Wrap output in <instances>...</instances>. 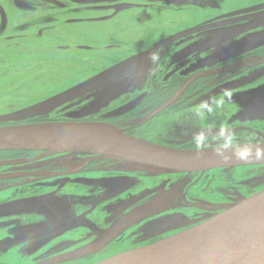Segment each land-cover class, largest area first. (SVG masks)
I'll list each match as a JSON object with an SVG mask.
<instances>
[{"label":"rangeland","instance_id":"rangeland-1","mask_svg":"<svg viewBox=\"0 0 264 264\" xmlns=\"http://www.w3.org/2000/svg\"><path fill=\"white\" fill-rule=\"evenodd\" d=\"M26 1L33 6L32 10L19 8L17 0H0V127L76 121L118 128L134 125L131 131L135 136L178 148L198 147L197 143L209 147L264 141L258 134L249 135L241 130L236 131L230 143L224 141L225 136L236 130L234 120L257 122L261 116L254 118L239 110L228 122L212 124L214 110L224 100L230 111L229 101H261L258 94L250 99L245 94L252 91L248 88L217 98H213V93L257 79L264 71V61L261 66L257 65V58L222 66L225 72L211 74L204 82L223 81V84L185 104L178 103L188 95L185 92L188 79L178 91L154 102L156 94L167 91V82L176 75L167 64L162 68L164 74L155 76L173 36L166 28L154 30L152 26H144L149 21V11L136 14L137 11L129 9L107 24L70 25L66 13L76 7L85 8L96 0H62V4H56L55 0ZM155 1L160 5L158 11L167 19L181 15L195 20L202 18L198 8H192L184 0L180 4L177 0ZM215 1L220 5L227 2ZM213 11L206 6L207 29L190 36L188 45L179 47L173 63L182 65L191 59V66L195 61L197 67L207 65L209 69L212 64L264 42V37L252 41L254 33L249 31L236 33L238 24L223 26L233 21L230 11ZM54 25L55 28L39 35L43 26ZM160 42L162 45L157 47ZM66 44H71L72 49L58 47ZM79 44H89L94 49L80 50ZM247 65L257 68L251 74H242V66ZM192 70L188 67L184 72ZM164 103L170 106L156 114L155 110ZM206 104L210 105L209 111ZM5 155L0 153V158ZM91 157L84 152L49 156L38 163L60 167L62 173L19 190L7 189L8 183H0V264H34L66 253L76 256L56 264H95L128 248L190 229L264 189V165L184 172L113 159L89 165ZM16 168L0 166V177ZM109 182L117 184L112 186ZM108 194L113 196L103 200ZM186 198L194 203H184ZM135 209L143 212L142 218L150 217L106 247L78 222V217L94 216L108 226Z\"/></svg>","mask_w":264,"mask_h":264},{"label":"water","instance_id":"water-1","mask_svg":"<svg viewBox=\"0 0 264 264\" xmlns=\"http://www.w3.org/2000/svg\"><path fill=\"white\" fill-rule=\"evenodd\" d=\"M222 70L201 71L192 76L187 85L199 76ZM169 105H161L155 113ZM9 150L42 153L33 159L1 160L0 165L68 152H87L100 158L141 163L163 171L196 172L264 164V142L178 148L139 138L124 128L87 121L0 127V151ZM138 213L142 212L129 213L113 228L100 231V235L105 241L112 239ZM75 256V253H66L34 264H56ZM95 264H264V189L190 229Z\"/></svg>","mask_w":264,"mask_h":264},{"label":"flooded vegetation","instance_id":"flooded-vegetation-1","mask_svg":"<svg viewBox=\"0 0 264 264\" xmlns=\"http://www.w3.org/2000/svg\"><path fill=\"white\" fill-rule=\"evenodd\" d=\"M62 0H55V3L57 2L59 4H62ZM226 1V0H224ZM252 4L250 5V0H227L225 5H220L217 1L215 0H184L185 3L187 4H192V8H198L199 12L202 14V18L200 17L198 20H195L193 17H190L188 15H181L179 17H171V18H166L162 12L158 11V8H160V5L158 2L155 0H152L150 2H136L134 0H99L94 3L90 2L88 6L85 8L81 7L78 8L76 7L73 11H70L69 14L66 13V21L70 25H76V24H92V23H109L111 20H113L115 17H117L119 14L123 12H129V11H137L136 14H142L143 12L149 11L150 17L148 20H146L145 25L152 26L154 30H160V29H167L168 31H172L173 39L171 40L172 43L167 47L161 61L159 62V66L157 67V70L155 72V76L157 73H163L165 72V69H162L165 67V65L169 64V67H173V74L176 75V77L171 80L169 83L166 84L165 88L171 87L170 85L177 84L176 82L178 79H183L181 83L174 89L170 90L168 89L167 91H170V93H174L175 91H178L184 84V81L186 79H190L192 76H194L197 73H200L201 71L207 70L206 67L207 65H203L201 67L196 66V62L194 61L193 66H191V63H193V60L189 59L188 61L184 62L181 65L178 63L177 65L173 63L172 60L175 56H177L179 47L182 45H188L190 41V36L194 35H200L204 32L205 29H207V26L204 25V22L206 21V6H210L213 8V13H223L226 11H230L232 13L231 19L233 20L232 23H226L223 26L226 25H231V24H238L239 28H235L236 33H242L243 31H249L254 34H252V41L257 38L261 39L264 37V0L263 1H257L255 2L254 0H251ZM77 1H74V3ZM182 3V1L177 0V4ZM17 6L19 8H22L26 11L32 10L33 6L28 3L26 0H17ZM135 7V8H134ZM130 9V10H129ZM129 10V11H128ZM204 11V13H202ZM114 13L115 16H112ZM97 14V15H95ZM118 14V15H117ZM248 15V16H247ZM143 16V15H142ZM230 19V20H231ZM56 25L54 26H43L42 29L39 31V35L42 36L44 31L47 32V30H51V28H55ZM257 31V32H256ZM162 43H158L157 47H160ZM60 49L64 50H70L72 49L71 44H66V45H58ZM78 49L80 50H93L94 46L89 45V44H79L77 45ZM203 58L205 59V54H203ZM168 58V59H167ZM259 59V62L257 65L261 64V62L264 61V42L261 43L260 45L253 46L252 48L246 50L245 52L240 53L239 55L235 57H230L229 59L225 60L226 63L223 64L225 61H220L214 65L213 68H222V66L229 64V63H234L238 62L240 60H247V59H252L256 60ZM201 60V59H200ZM199 60V61H200ZM172 61V62H171ZM182 62V61H181ZM172 63V64H171ZM264 64V63H263ZM259 65V66H261ZM192 68L194 70L189 71V72H184L186 68ZM255 66L252 65H247V66H242L243 70H241L242 74L246 72V74L250 72L251 70H255ZM203 68V69H202ZM223 69V68H222ZM225 72L223 69L222 71L219 72H213L210 74L202 75L194 79L186 88L185 92L188 93V95L185 97V100L182 102H179L178 104H185L191 100H193L196 96L201 95L205 93L208 89H211L215 86H219L223 84L222 82L215 83V82H204L208 76H211V74L214 73H220V72ZM193 72V73H192ZM153 76V75H151ZM149 85V84H148ZM161 87V85H159ZM242 88H248L252 89V91H248L245 94L248 95V97L253 98L254 94H258V100H261L260 102H238V101H229V106L232 107L231 111L226 108L228 102L227 101H222L214 111H216L215 116L212 117V124H222L223 121L228 122L230 119L231 115H236L238 114L239 110L242 111V113L245 111L247 115H252V117L257 118L259 117L256 121L259 122H247L245 121H235L232 123L234 124V127L236 130L231 131L227 136L224 137V141L227 142L231 140L233 135H236V131L241 130L243 132H247L249 135L250 133H255L258 134L261 137H264V71L262 75L259 77L254 78L252 81L242 84L240 86L232 87L230 90H220L215 93H213V98L219 97L221 94L226 95V94H233L236 92H239L242 90ZM259 88L260 90H256ZM259 92H262V96L259 94ZM159 93V92H158ZM157 93V94H158ZM156 94V95H157ZM156 99V97H155ZM153 99V101H155ZM151 101V103L154 104V102ZM165 104V103H164ZM210 104V103H209ZM209 104H206V110L209 111ZM163 105V104H162ZM150 106V105H147ZM146 106L145 110L148 109ZM170 106V105H169ZM160 107V106H159ZM168 108V107H167ZM166 108V109H167ZM165 110V109H164ZM247 110V111H246ZM230 111V112H229ZM162 112V111H161ZM160 113V112H159ZM157 113V114H159ZM139 114V113H138ZM233 118V117H232ZM236 117L234 116V119ZM254 120V119H253ZM224 123V124H225ZM231 124V125H232ZM134 127V125H130L127 127H123L126 129V131L132 135H134L133 131L131 129ZM135 136V135H134ZM233 140V139H232ZM223 141V142H224ZM264 142V141H263ZM252 143V142H250ZM250 143H241V144H250ZM256 143V142H254ZM257 143H262V142H257ZM160 144V143H159ZM225 145H239V144H226ZM225 145H217V146H225ZM217 146H209V147H217ZM175 147V146H174ZM184 148V147H180ZM192 148H206V147H192ZM0 153L7 154L5 155V158H0L1 160H14V159H33L40 155L42 152L41 151H28V150H9V151H0ZM69 153V152H68ZM87 153V152H84ZM91 154V153H89ZM93 157L88 159V164L92 165L95 161L97 160H106V158H100L94 154ZM49 157V156H48ZM46 157L38 158L32 161H27L19 164H11L13 166H17L15 170H12L8 173L6 177H0V183L1 182H6L7 189H12V190H19L22 188H25L26 186H31L36 183L42 182L45 179L56 176L58 173H60L62 168L56 167L50 165H46L44 163H38L40 159H43ZM95 158V159H94ZM107 160H112V159H107ZM52 165V164H51ZM264 165V164H261ZM4 166V165H0ZM60 166V165H59ZM85 167V166H84ZM83 167V168H84ZM88 167V166H86ZM225 168V167H223ZM219 169V168H217ZM215 170V169H211ZM173 171V170H169ZM209 171V170H205ZM196 172H203V171H196ZM57 173V174H56ZM62 173V172H61ZM110 185H115L117 183L115 182H109ZM109 196H105L103 200L111 198L113 196L112 194H108ZM248 198V197H247ZM187 199V198H186ZM246 199V198H245ZM102 200V199H101ZM244 200V199H243ZM242 201V200H241ZM102 202V201H100ZM100 202H98L100 204ZM184 203H187L188 205H191V203L187 199V202L183 201ZM197 204V203H195ZM224 210V209H223ZM94 211V210H93ZM134 211H141L140 209H135L130 212H126L122 214L120 217L115 219L112 223L106 225H102L99 220L95 219L94 216L91 218L90 216L87 217L88 219L84 217H78V222L80 227H83L90 232L93 233L96 237H98L101 240L102 247H106L107 245L113 243L120 237H122L127 231L131 230L133 227H135L137 224L139 225L142 221L145 219L149 218L145 217L142 218L143 212L141 214H137L134 216V218L127 224V226L116 236H114L112 239L105 241V238L100 235V231H105L113 228L124 216L128 215L131 212ZM221 211L217 212L213 216L207 218L206 220H209L210 218H213L217 214H219ZM168 238V237H166ZM165 239V238H163ZM163 239H159L155 242H150L148 244L140 245L135 248H128L122 252H118L114 255L125 253L127 251H131L140 247H144L147 245H152L154 243H157ZM61 255V254H59ZM57 256V255H56ZM113 256V255H112ZM54 257V256H53ZM61 263V262H60Z\"/></svg>","mask_w":264,"mask_h":264},{"label":"trees","instance_id":"trees-1","mask_svg":"<svg viewBox=\"0 0 264 264\" xmlns=\"http://www.w3.org/2000/svg\"><path fill=\"white\" fill-rule=\"evenodd\" d=\"M181 81H183V79H178L176 81L178 83L177 84L175 83L173 85H170L171 87H169V89L170 90H174L179 85V83H181ZM167 84L169 85V83H167ZM160 91L161 92L156 95L157 97H156L155 101H159V99H164L166 96H168L169 94H171L170 91H165V90L163 92H162V90H160Z\"/></svg>","mask_w":264,"mask_h":264},{"label":"clouds","instance_id":"clouds-1","mask_svg":"<svg viewBox=\"0 0 264 264\" xmlns=\"http://www.w3.org/2000/svg\"><path fill=\"white\" fill-rule=\"evenodd\" d=\"M230 142H231V140L228 141V143H230ZM197 146L200 147L201 144L200 143H197ZM241 155H246V153H242Z\"/></svg>","mask_w":264,"mask_h":264},{"label":"bare ground","instance_id":"bare-ground-1","mask_svg":"<svg viewBox=\"0 0 264 264\" xmlns=\"http://www.w3.org/2000/svg\"><path fill=\"white\" fill-rule=\"evenodd\" d=\"M104 126H108L107 124H103ZM147 246H149V245H147ZM140 248H143V247H140Z\"/></svg>","mask_w":264,"mask_h":264}]
</instances>
